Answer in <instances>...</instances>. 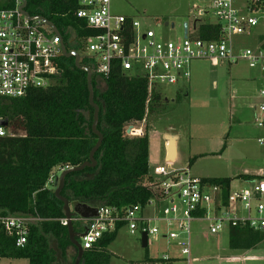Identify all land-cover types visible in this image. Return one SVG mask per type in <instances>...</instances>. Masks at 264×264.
I'll list each match as a JSON object with an SVG mask.
<instances>
[{"label": "built area", "instance_id": "1", "mask_svg": "<svg viewBox=\"0 0 264 264\" xmlns=\"http://www.w3.org/2000/svg\"><path fill=\"white\" fill-rule=\"evenodd\" d=\"M21 5L18 0L14 8L0 9V98L18 99L33 90L48 89L63 72V37L44 22L31 21L20 11ZM78 6L76 16L95 32L81 40L82 55L90 60L89 69L104 85L116 71L126 78L143 79L148 103L156 94L163 98V87L188 81L191 65L197 60L230 65L244 61L250 68L258 69L262 88L255 107V125L263 133L257 143L264 147V34L258 36L253 49L239 53L233 44V38L251 36L264 22V0H214L209 8L213 21L204 19L209 14L207 9H199L193 25L188 24L187 34L184 26L183 36L173 39L154 29L144 30L142 23L132 17L114 13L111 0H78ZM205 24L218 28L214 39L202 38L201 27ZM157 26L168 32L176 28L174 23ZM126 134L144 136L143 128L134 125L127 127ZM13 136L8 122L0 117V138ZM68 169L59 170L58 178ZM57 174L52 175L50 183L58 180ZM148 187L152 197L145 207L100 206L96 207V217L75 219L87 228L81 239L83 250L92 249L105 233L114 232L122 224L132 235L142 238L147 233L148 246L151 236L156 241L176 243L189 263L195 222L207 223L213 235L231 228L264 231V169L245 186L231 183L226 196L221 186L194 176L190 169L156 167L150 173ZM38 221L33 216H0V235L4 233L15 240L17 248H24L29 226ZM61 222L68 226L67 219ZM162 260L172 263L175 258L165 255Z\"/></svg>", "mask_w": 264, "mask_h": 264}, {"label": "trees", "instance_id": "2", "mask_svg": "<svg viewBox=\"0 0 264 264\" xmlns=\"http://www.w3.org/2000/svg\"><path fill=\"white\" fill-rule=\"evenodd\" d=\"M18 0H1L0 9L14 8ZM32 17H43L58 29L68 52L81 56L82 67L91 68L82 55L81 40L94 35L84 20L76 16L78 0H26ZM218 28L201 27L204 39H214ZM62 74L48 89L29 92L18 99L0 98L3 117L15 136L0 138V216H33L40 221L29 226L28 242L17 248L15 240L0 235V259H26L29 264H56V252L50 245L53 237L64 258L74 248L64 204L55 195L52 175L69 167L77 168L90 161L99 137L93 130L95 110L90 103L88 75L75 64V58H62ZM100 80L93 74L94 101L99 106L97 129L103 142L95 153L97 165L66 176L61 195L70 201L93 207H145L152 197L150 180V142L148 132L130 137L127 127L143 123L165 100L159 94L148 103V89L143 79L126 78L116 71L106 79V89L99 90ZM84 175L91 178L80 179ZM56 180L58 174L56 175ZM245 180L253 177L242 175ZM229 192L232 178H208ZM80 218V217H79ZM74 231H84V224L73 222ZM123 228L105 233L98 243L84 250L81 264H110L108 247ZM231 249H250L264 241V234L247 228L230 229ZM162 260V259H161ZM163 261V260H162ZM147 262H155L150 259ZM164 262V261H163ZM75 263V262H74ZM166 263V262H165Z\"/></svg>", "mask_w": 264, "mask_h": 264}, {"label": "rangeland", "instance_id": "3", "mask_svg": "<svg viewBox=\"0 0 264 264\" xmlns=\"http://www.w3.org/2000/svg\"><path fill=\"white\" fill-rule=\"evenodd\" d=\"M1 1V0H0ZM116 14L132 17L142 23L144 30L154 29L169 38L183 36L186 23L193 25L199 9H207L204 19L214 20L210 11L214 0H111ZM161 23H174V31L159 28ZM264 34V22L254 29L251 36H237L233 44L237 52L253 49L258 36ZM99 90L106 85L99 82ZM262 82L260 71L240 61L237 64L197 60L191 65V78L177 86L163 87L165 100L153 113L147 114L143 135L148 132L150 142V170L166 167L168 170L190 169L200 178H232L240 184L243 174H255L264 169V147L257 143L263 134L255 125V107L260 102ZM178 142V158L167 160V138ZM91 178L84 175L80 179ZM264 200V198H263ZM264 202V201H263ZM81 202H73L72 210ZM158 226L163 229L162 224ZM228 230L211 234L207 223H193L192 256L190 264H227L230 247ZM56 252V264H74L76 252L71 249L68 259L58 249V243L49 238ZM110 264H188L186 257L173 263L161 259L165 255L180 254L177 244L167 240L156 241L150 237L147 248L142 247L141 236L130 234L128 228L119 230L116 240L108 247ZM264 254V243L260 247ZM257 251V253H260ZM182 257L181 254L178 255ZM185 259V260H184ZM0 264H29L26 259H0ZM264 264V263H262Z\"/></svg>", "mask_w": 264, "mask_h": 264}, {"label": "water", "instance_id": "4", "mask_svg": "<svg viewBox=\"0 0 264 264\" xmlns=\"http://www.w3.org/2000/svg\"><path fill=\"white\" fill-rule=\"evenodd\" d=\"M19 1H21V3H22V5L20 7V11L26 17H28L31 21L40 20V21L44 22L46 25L51 27L56 34L60 35L58 29L54 26V24L50 23L49 21H47L43 17H32L26 11V7H27V1L26 0H19ZM184 26H185V34H187V32H188V23H186ZM62 48H63L64 57L68 58V59L75 58L76 66L79 69L85 71L87 73V75H88V86H89V92H90V103H91L92 107L95 110V114H94L95 115V120H94V124H93V130L99 137V140H98L96 146L91 151L90 161L84 163L80 167L68 169L67 171L63 172L59 176V179L55 182V186H56L55 195L64 204V210H65V213H66V219L68 221L70 239L72 241L73 246L76 247L77 250H78V256H77L74 264H81L82 263L83 253H84V250H83L82 245H81V239L86 235V232L76 233L74 231L73 222H74L75 219H77L79 217L81 219H84V220L96 217L97 214H98V209L96 207L84 204V205H78L77 207H75V210H72V204H70V201L67 198L63 197L61 195V193H62V190L64 189L65 179H66V176L68 174L73 173V172H80V171H83L87 167L91 168V167H95L97 165V162H96L94 156H95V153L99 150L100 146L102 145L104 137L97 129L98 122H99L100 109H99V106L94 101L93 72H92L91 69L81 66V64H80L81 57H80V55L78 53H76V52H68L67 49H66L65 43H62ZM2 125H6V123L2 122ZM167 142H168V145H167V160L170 161L169 159H173V158L177 157L176 156L177 155V145H176L177 142H176V139L173 138V137H168L167 138ZM84 230L85 231L87 230V228L85 226H84ZM141 242H142V247L143 248H147L148 247V234L147 233H144L142 235Z\"/></svg>", "mask_w": 264, "mask_h": 264}, {"label": "crops", "instance_id": "5", "mask_svg": "<svg viewBox=\"0 0 264 264\" xmlns=\"http://www.w3.org/2000/svg\"><path fill=\"white\" fill-rule=\"evenodd\" d=\"M176 145H177V155H176L177 157H176L175 161L178 158V142H177ZM256 174L257 173H255V174H248V175L243 174V175L254 177ZM238 181L241 182V183L240 184H237V182H235L233 180L232 181V185L233 186H245L246 185V181H248V180L243 179L242 178V175H240V178H239ZM228 231L230 233V230L229 229H228ZM261 233L264 234V231L261 232ZM262 243H264V241ZM262 243L258 244L254 248H250V249L234 250V249H231L230 248L229 251H228L229 254H227L228 257L222 258V260L224 261V263L227 262V264H262V263H264V254H262V252H260V247H261ZM257 251H259L260 253L258 254ZM71 252H72L71 249H69L67 251V257H66V259H68L70 257ZM178 255H180V254H178ZM178 255L175 254V255H172V257H174L175 260H177L178 258H183V257H179ZM142 263L143 264H150L147 261H143ZM187 263H188V261H187ZM67 264H69V263H67ZM188 264H190V262Z\"/></svg>", "mask_w": 264, "mask_h": 264}, {"label": "bare ground", "instance_id": "6", "mask_svg": "<svg viewBox=\"0 0 264 264\" xmlns=\"http://www.w3.org/2000/svg\"><path fill=\"white\" fill-rule=\"evenodd\" d=\"M174 161H175V160H174ZM174 161H173V162H174Z\"/></svg>", "mask_w": 264, "mask_h": 264}]
</instances>
